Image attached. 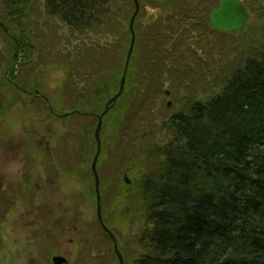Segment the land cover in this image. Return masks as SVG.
<instances>
[{
	"label": "rangeland",
	"instance_id": "374dc122",
	"mask_svg": "<svg viewBox=\"0 0 264 264\" xmlns=\"http://www.w3.org/2000/svg\"><path fill=\"white\" fill-rule=\"evenodd\" d=\"M137 1L140 9L136 16L138 20H143L145 27H151L155 22L159 25V20L168 27L167 19H174L175 12L184 15L182 10L189 11L192 5L199 9L203 0ZM212 2H215L212 9L216 8L218 0ZM248 3L250 18L240 32L197 31L203 25L201 22L204 18H199L201 22L197 24V30L190 24L187 31H163V37L153 35L151 28L144 29L136 36L134 32V45L138 47V53L133 59L134 71L129 80L134 82V88L125 94L122 101L127 125L118 134L115 127L113 133L105 135L104 140L108 142L106 146L109 148L99 155L96 163L100 185H103V192H100L102 220L113 231L111 233L123 257V264H135V260L145 253L137 243L143 231V215L133 208V215L124 217L125 223L117 219L113 221L116 218L110 208L114 203L113 196L119 189L129 193L138 192L145 177H155L158 164L154 150L168 141L166 124L169 118L180 113L190 103L204 101L218 94L221 86L244 59L259 55L260 48L264 46V7L260 1ZM163 5L173 9L170 15H159ZM28 15L29 19L23 14L17 23L25 28V36L36 44V49L29 58L17 53V60L10 62L14 56L11 46L15 47L13 40L20 31L13 24L1 22L5 14L0 5V24L8 34L0 26V81L3 77L9 78L10 74H15V69L17 77L26 78L27 73L34 68L37 80L42 81L44 94L51 100L49 105L54 106L56 111H67L68 103L80 94L75 87L73 91L64 85L69 73L65 75L63 67L59 65L63 62L61 56L80 48L79 44L83 42L87 48H80V55L87 57L93 52L91 45L94 42L106 46L109 54L98 61L96 69L89 65L83 66L87 74L104 71L106 79L107 72L120 69L116 66L120 60L115 63V59L120 56L121 60H126L130 41H125L119 48L108 36L99 39L92 34L81 36L70 33L65 25L59 22L54 24L55 20L47 17L43 0H33L29 4ZM208 17L209 14L206 15ZM129 22L123 24L124 29L127 30ZM151 39L163 42L161 54L153 56L157 41L152 42ZM114 46L118 51L116 54L112 51ZM88 50L92 51L88 53ZM149 57H157L159 61L156 63ZM146 59L150 62L145 63ZM79 62L78 65L81 64ZM124 66L125 61L123 69ZM72 69L76 79L78 72ZM80 81L75 85L84 88L85 84H79ZM165 90L171 92L170 98L164 94ZM6 97L11 103L15 96H5L0 92V264H44L58 255L66 258L69 264H117L112 242L96 219L94 180L90 170L96 146L89 159L82 157V171L69 170L84 150L83 142L79 140L81 128L89 122L93 136L95 116L92 115L90 119L86 115L85 118L73 116L75 124L65 123L63 130L60 122L38 116L32 107L29 110L14 104L5 110L3 103ZM25 100L28 102V99ZM167 100L171 101L169 108H166ZM37 119L36 127H32L30 122ZM53 128L63 133L64 138L51 141L52 137H56H51ZM32 130H37L32 133L35 137L29 133ZM20 144L27 146L25 152L20 153L15 149V145ZM45 149L57 159L56 167L42 153ZM124 177L129 181L128 184ZM40 178L49 184L47 191L52 194L53 205L44 201L46 206L41 210L51 228L47 230L36 225L39 211H35V205L30 201L33 195L39 204L44 195H48L46 190L44 193L43 190L35 191L34 183L39 185ZM27 184L28 187L23 190ZM57 205L60 210L67 208V211L64 209V214H58L55 209ZM48 221L52 222L53 227ZM59 227L67 228V232L62 233ZM46 232L49 233L48 238L42 235Z\"/></svg>",
	"mask_w": 264,
	"mask_h": 264
},
{
	"label": "trees",
	"instance_id": "16d2710c",
	"mask_svg": "<svg viewBox=\"0 0 264 264\" xmlns=\"http://www.w3.org/2000/svg\"><path fill=\"white\" fill-rule=\"evenodd\" d=\"M32 1H0L5 14L1 22L13 24L20 31L13 40L15 47L11 46L14 56L10 62L17 60L20 53L21 57L29 58L36 49V44L25 36V28L17 23L23 14L30 18L28 12ZM242 1L248 9V1H260L264 7V0ZM214 3L203 0L199 9L192 5L189 11L182 10L184 15L174 11V19H167L168 27L162 20H159V25L155 22L151 27H145L143 20L136 16L133 22L135 36L149 28L153 35L160 37H163V31H187V26L191 25L197 30V24L201 22L199 18H204V21L197 31H214L206 18L215 8L212 9ZM43 4L47 17L55 20L54 24L65 25L70 33L92 34L99 39L108 36L119 48L131 39L129 26L126 30L123 24L130 21L134 12L133 0H43ZM172 10L163 5L159 15H170ZM1 27L5 32L4 26ZM154 40L157 43L153 56L161 54L163 47V42ZM83 44H79L80 48H87ZM91 46L93 52L88 57L80 55V48L61 56L63 62L59 65L65 75L69 73L64 85L73 91L75 87L81 94L72 98L67 111H56L54 106L48 105L51 100L44 94L42 81L37 80L34 68L26 78L17 77L16 69L9 78H2L0 92L16 97L13 101L11 99V103L6 97L3 103L5 110L14 104L29 110L32 107L38 116L60 122L63 130L65 123L75 124L73 116L85 118L86 115L90 119L94 115L97 123V116L118 91L125 60L120 56L115 59V63L120 60L116 65L120 69L107 72L108 79L104 71L87 74L83 66L96 69L98 61L109 54L106 46L96 42ZM57 51L60 52L59 48ZM112 51L118 53L115 46ZM136 52L138 47L134 45L122 95L103 117L101 155L109 148L105 135L113 133L115 127L118 134L127 125L122 101L125 94L134 88V82L129 80L133 75ZM149 60L159 61L157 57ZM149 62L145 60V63ZM240 64L218 94L190 103L168 119V141L154 150L158 164L155 177H145L138 192L119 189L113 196L114 203L110 205L116 217L113 221L117 219L125 223V219L133 215V208L143 215V231L137 243L145 253L135 260V264H264V46L257 57H248ZM69 68L77 70L76 79ZM76 80H81L78 83L85 84L84 88L77 87ZM38 121H31L32 127H36ZM34 132L37 130L29 133L35 137ZM51 137V141L64 138L63 133L55 128ZM79 140L83 142L84 150L69 170L82 171V157L89 159L96 146L89 122L82 126ZM26 147L25 144L15 145L20 153L25 152ZM42 153L56 167L57 159L51 156V151L45 149ZM27 187L28 184L23 190ZM101 190L103 185L99 180L102 193ZM105 226L110 230L108 223Z\"/></svg>",
	"mask_w": 264,
	"mask_h": 264
},
{
	"label": "water",
	"instance_id": "95a60500",
	"mask_svg": "<svg viewBox=\"0 0 264 264\" xmlns=\"http://www.w3.org/2000/svg\"><path fill=\"white\" fill-rule=\"evenodd\" d=\"M133 4H134V12L129 22V31L131 35V40L126 55L123 75L121 77L117 93L109 99V101L104 107V110L97 116V123L94 129L96 152L91 163V173L94 180L96 219L101 229L106 233V235L112 241L113 252L116 256L117 264H123V257L118 250L114 235L104 225L102 220L101 196L99 191V176H98V171L96 169V163L101 151L100 132L103 126V117L108 113L109 109L115 104V102L119 99V97H121L125 86V74L128 68L129 60L133 51V46L135 41L133 22L140 8L137 0H133ZM249 18H250V13L247 11V8L245 7V5L242 3L241 0H219L216 9L212 10L209 15V24L210 27L216 31L234 33V32H240L246 26V23L249 20ZM163 92L167 98H170L171 95L170 91L165 90ZM170 100H167L166 108L170 107V103H171ZM124 180L126 184L129 183L126 177H124ZM51 264H69V262L66 258L62 256H55L52 258Z\"/></svg>",
	"mask_w": 264,
	"mask_h": 264
},
{
	"label": "flooded vegetation",
	"instance_id": "af4514ba",
	"mask_svg": "<svg viewBox=\"0 0 264 264\" xmlns=\"http://www.w3.org/2000/svg\"><path fill=\"white\" fill-rule=\"evenodd\" d=\"M219 1V0H218ZM39 180V182H40V184L39 185H37L36 183H34V180H33V183H34V188H35V191L36 192H40V190H43L42 191V193H44V190H46V192L48 193V187H49V184L48 183H45V179H43V180H41V178L40 179H38ZM32 181H30V183H31ZM40 185H42V188L40 187ZM1 190V189H0ZM6 194H7V196H9V194L6 192ZM51 195L52 194H49L48 193V195H44V199L42 200V201H40V203L38 204L37 203V198L35 197V196H33L32 195V197H31V199H30V201H31V203H33L35 206H34V209H35V211L36 212H38V215H36V218H37V220L35 221L36 222V225H38V226H41L44 230H47V229H49L50 228V226L46 223V221H47V219H46V217H44L43 215H42V213H41V210H42V208L44 207V206H46V204H50L51 206L53 205V202L51 201ZM14 199V198H13ZM44 201H46V204L44 203ZM52 209H54V208H52ZM56 209V212L58 213V214H64L65 213V211H64V209L67 211V208H64V209H62V210H60V208H59V206L57 205V207L55 208ZM49 222V224L53 227V224H52V222H50V221H48ZM67 226V225H66ZM60 228V227H59ZM51 229V228H50ZM61 229V232L62 233H66L67 232V228L66 229H64V228H60ZM75 230V229H74ZM45 235V237L46 238H48V232H46V233H42V235ZM58 256H61V255H58ZM51 260H52V257L50 258V260H49V262L48 263H44V264H51ZM69 262V261H68Z\"/></svg>",
	"mask_w": 264,
	"mask_h": 264
}]
</instances>
